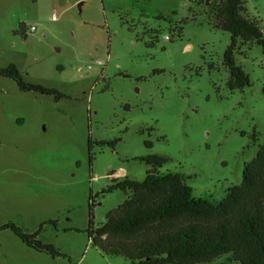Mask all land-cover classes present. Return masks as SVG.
<instances>
[{"label": "rangeland", "instance_id": "rangeland-1", "mask_svg": "<svg viewBox=\"0 0 264 264\" xmlns=\"http://www.w3.org/2000/svg\"><path fill=\"white\" fill-rule=\"evenodd\" d=\"M245 2L264 33V0ZM208 18L195 0H0V68L66 96L0 77V225L41 228L38 240L61 254L5 230L0 264H128L86 231L127 198L103 192L113 180L145 178L149 167L135 159L165 157L158 172L182 174L195 198L220 201L241 183L264 143V54L237 43L249 86L230 92V35Z\"/></svg>", "mask_w": 264, "mask_h": 264}, {"label": "trees", "instance_id": "trees-1", "mask_svg": "<svg viewBox=\"0 0 264 264\" xmlns=\"http://www.w3.org/2000/svg\"><path fill=\"white\" fill-rule=\"evenodd\" d=\"M245 1L195 0L206 9L212 29L230 35L223 54L230 92L249 86L248 76L234 62L237 43L256 44L264 54V33L256 21L244 16ZM0 77L12 80L21 92L51 96L56 102L66 98L55 89L24 82L14 65L0 68ZM135 160L149 167L145 178L115 179L103 191L119 190L127 198L100 227L93 229L89 221L86 234L92 246L128 264H204L222 256L237 264H264V143L244 167L241 183L228 188L220 201L195 198L180 173L160 174L158 169L167 162L163 156ZM40 229L29 234L12 223L0 225V231H10L27 248L61 256L52 245L38 240Z\"/></svg>", "mask_w": 264, "mask_h": 264}, {"label": "built area", "instance_id": "built-area-1", "mask_svg": "<svg viewBox=\"0 0 264 264\" xmlns=\"http://www.w3.org/2000/svg\"><path fill=\"white\" fill-rule=\"evenodd\" d=\"M32 31H34V28L33 27L30 28V32H32ZM165 39L167 40V38H165ZM96 65H99L100 66V63L98 62V63H96Z\"/></svg>", "mask_w": 264, "mask_h": 264}]
</instances>
